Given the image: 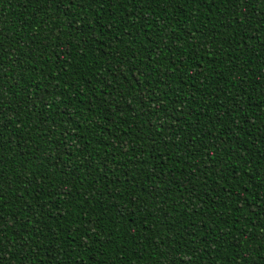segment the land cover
Returning <instances> with one entry per match:
<instances>
[{"label":"trees","instance_id":"16d2710c","mask_svg":"<svg viewBox=\"0 0 264 264\" xmlns=\"http://www.w3.org/2000/svg\"><path fill=\"white\" fill-rule=\"evenodd\" d=\"M0 264H264V0H0Z\"/></svg>","mask_w":264,"mask_h":264}]
</instances>
